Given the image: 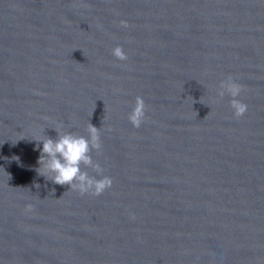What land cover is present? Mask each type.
<instances>
[{"label":"water","instance_id":"water-1","mask_svg":"<svg viewBox=\"0 0 264 264\" xmlns=\"http://www.w3.org/2000/svg\"><path fill=\"white\" fill-rule=\"evenodd\" d=\"M89 122L99 197L37 172ZM0 264H264V0H0Z\"/></svg>","mask_w":264,"mask_h":264},{"label":"clouds","instance_id":"clouds-1","mask_svg":"<svg viewBox=\"0 0 264 264\" xmlns=\"http://www.w3.org/2000/svg\"><path fill=\"white\" fill-rule=\"evenodd\" d=\"M120 26L127 28L126 21H121ZM115 59L127 61V54L122 46H116L112 50ZM243 86L236 82V79L229 75L222 79L216 89L218 100H223L227 95L231 99L229 106L232 109L233 118L243 117L248 106L239 99ZM147 106L143 97L135 98L134 106L128 114V121L134 128H140L146 121ZM210 114V113H209ZM207 117H205L206 119ZM63 127V125H58ZM57 133L55 139L46 136L45 139L35 140L42 143V149L37 172L52 183L60 186L67 185L69 190L75 191L81 196L91 195L99 197L105 191L111 189L113 180L110 176L104 175V169L93 159V152L99 155L102 151L100 128L93 126L90 122L86 128L87 135H77L72 132ZM85 169H91L96 175H90ZM99 177V178H97ZM39 187V185H36ZM54 194V190H53ZM33 206L26 205L25 213L31 212ZM130 218L135 220V215Z\"/></svg>","mask_w":264,"mask_h":264}]
</instances>
